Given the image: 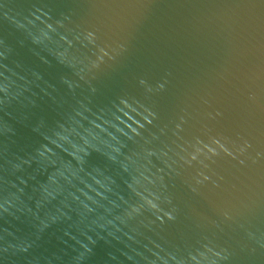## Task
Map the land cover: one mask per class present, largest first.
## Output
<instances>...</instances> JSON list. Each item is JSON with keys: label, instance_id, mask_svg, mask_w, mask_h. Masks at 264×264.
Listing matches in <instances>:
<instances>
[{"label": "water", "instance_id": "95a60500", "mask_svg": "<svg viewBox=\"0 0 264 264\" xmlns=\"http://www.w3.org/2000/svg\"><path fill=\"white\" fill-rule=\"evenodd\" d=\"M0 264H264L261 0H0Z\"/></svg>", "mask_w": 264, "mask_h": 264}, {"label": "clouds", "instance_id": "9594fccd", "mask_svg": "<svg viewBox=\"0 0 264 264\" xmlns=\"http://www.w3.org/2000/svg\"><path fill=\"white\" fill-rule=\"evenodd\" d=\"M261 4H264V0H261ZM90 35H92V33H90Z\"/></svg>", "mask_w": 264, "mask_h": 264}]
</instances>
